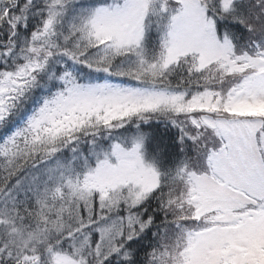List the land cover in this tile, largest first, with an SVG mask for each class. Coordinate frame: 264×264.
<instances>
[{
	"label": "snow or ice",
	"instance_id": "obj_1",
	"mask_svg": "<svg viewBox=\"0 0 264 264\" xmlns=\"http://www.w3.org/2000/svg\"><path fill=\"white\" fill-rule=\"evenodd\" d=\"M0 264H264V0H0Z\"/></svg>",
	"mask_w": 264,
	"mask_h": 264
},
{
	"label": "trees",
	"instance_id": "obj_2",
	"mask_svg": "<svg viewBox=\"0 0 264 264\" xmlns=\"http://www.w3.org/2000/svg\"><path fill=\"white\" fill-rule=\"evenodd\" d=\"M161 131H162V129H161Z\"/></svg>",
	"mask_w": 264,
	"mask_h": 264
}]
</instances>
